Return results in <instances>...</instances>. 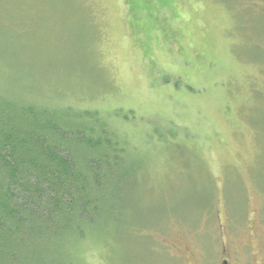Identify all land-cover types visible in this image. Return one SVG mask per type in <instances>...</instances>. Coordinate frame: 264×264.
I'll return each mask as SVG.
<instances>
[{
  "label": "rangeland",
  "instance_id": "rangeland-1",
  "mask_svg": "<svg viewBox=\"0 0 264 264\" xmlns=\"http://www.w3.org/2000/svg\"><path fill=\"white\" fill-rule=\"evenodd\" d=\"M3 67L35 101L108 116L141 163L128 224L75 264H221L225 247L261 264L264 0H0Z\"/></svg>",
  "mask_w": 264,
  "mask_h": 264
},
{
  "label": "trees",
  "instance_id": "trees-1",
  "mask_svg": "<svg viewBox=\"0 0 264 264\" xmlns=\"http://www.w3.org/2000/svg\"><path fill=\"white\" fill-rule=\"evenodd\" d=\"M4 70L0 264H75L99 229L128 224L141 163L108 116L35 101Z\"/></svg>",
  "mask_w": 264,
  "mask_h": 264
},
{
  "label": "flooded vegetation",
  "instance_id": "flooded-vegetation-1",
  "mask_svg": "<svg viewBox=\"0 0 264 264\" xmlns=\"http://www.w3.org/2000/svg\"><path fill=\"white\" fill-rule=\"evenodd\" d=\"M253 251H255V248H250V256L254 258V262L247 259L244 263V261L242 262L239 260V251L237 249L225 247L222 252L221 264H259L255 262L256 256L253 254ZM257 253L261 254V264H264V251L259 247Z\"/></svg>",
  "mask_w": 264,
  "mask_h": 264
},
{
  "label": "bare ground",
  "instance_id": "bare-ground-1",
  "mask_svg": "<svg viewBox=\"0 0 264 264\" xmlns=\"http://www.w3.org/2000/svg\"><path fill=\"white\" fill-rule=\"evenodd\" d=\"M100 114V113H99Z\"/></svg>",
  "mask_w": 264,
  "mask_h": 264
}]
</instances>
